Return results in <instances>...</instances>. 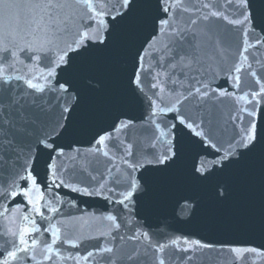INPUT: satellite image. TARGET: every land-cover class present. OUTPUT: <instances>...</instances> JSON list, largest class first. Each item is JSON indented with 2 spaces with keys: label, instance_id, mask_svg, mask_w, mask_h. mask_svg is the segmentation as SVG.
I'll list each match as a JSON object with an SVG mask.
<instances>
[{
  "label": "snow or ice",
  "instance_id": "1",
  "mask_svg": "<svg viewBox=\"0 0 264 264\" xmlns=\"http://www.w3.org/2000/svg\"><path fill=\"white\" fill-rule=\"evenodd\" d=\"M104 59L111 78L95 70ZM177 171L201 189L169 188L177 223L214 206L228 210L221 226L261 243L153 229L149 203ZM250 173L258 209L237 199ZM69 193L102 199L105 210L67 213L81 211ZM257 258L264 0H0V264Z\"/></svg>",
  "mask_w": 264,
  "mask_h": 264
},
{
  "label": "water",
  "instance_id": "2",
  "mask_svg": "<svg viewBox=\"0 0 264 264\" xmlns=\"http://www.w3.org/2000/svg\"><path fill=\"white\" fill-rule=\"evenodd\" d=\"M95 70L111 78L112 69L110 60H101L95 66ZM141 112L142 108L136 106L134 114L139 116ZM250 169L252 173L257 172L258 161L251 164ZM250 179L251 173L249 176L245 177L242 182L238 181L237 199L242 201L245 208L254 201L255 206L258 209L259 188L257 185L255 192L249 194L248 183ZM174 185L181 186L190 191H201L197 186L190 184L187 177L180 171H177L167 181L161 183L158 187L157 196L149 203V210L152 213L149 215L147 223L152 225L153 229L158 227L161 229L176 231L177 234H191L194 238L209 242L261 243V239L258 235H254L243 228L221 226L216 219L227 215L228 210L220 211L215 209L214 206H209L192 224L177 223L180 219L179 209L175 208L174 211V202L171 200L167 202V192L169 188ZM64 191L66 192V190ZM68 195L77 200L81 211L72 208H65L64 211L67 213L78 216L83 211L96 212L98 214L105 210V202L102 199L77 196L75 193H69ZM248 219L249 217L247 215L236 217V220L240 223L246 222ZM212 256H215V253H212ZM230 259L231 258L228 257V261H230ZM228 261H226L225 264H228ZM257 264H264V262H261L259 258H257Z\"/></svg>",
  "mask_w": 264,
  "mask_h": 264
}]
</instances>
